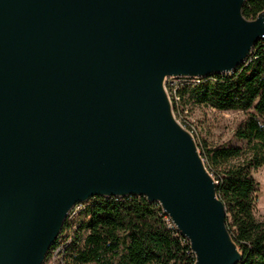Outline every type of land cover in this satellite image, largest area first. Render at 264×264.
<instances>
[{"label": "water", "instance_id": "95a60500", "mask_svg": "<svg viewBox=\"0 0 264 264\" xmlns=\"http://www.w3.org/2000/svg\"><path fill=\"white\" fill-rule=\"evenodd\" d=\"M250 0H0V264H42L68 214L145 198L194 264H239L170 79L232 73L264 40Z\"/></svg>", "mask_w": 264, "mask_h": 264}, {"label": "trees", "instance_id": "16d2710c", "mask_svg": "<svg viewBox=\"0 0 264 264\" xmlns=\"http://www.w3.org/2000/svg\"><path fill=\"white\" fill-rule=\"evenodd\" d=\"M261 11L264 0H250L242 15L255 19ZM166 89L173 111L196 106L245 114L233 135L244 146L197 147L217 182L228 231L243 255L239 264H264V221L253 215L252 176L264 165V40L234 72L174 86L167 83ZM167 221L161 208L145 198L91 199L79 211L76 229L62 239L65 264H194L188 242ZM68 226L65 223L63 230Z\"/></svg>", "mask_w": 264, "mask_h": 264}, {"label": "rangeland", "instance_id": "374dc122", "mask_svg": "<svg viewBox=\"0 0 264 264\" xmlns=\"http://www.w3.org/2000/svg\"><path fill=\"white\" fill-rule=\"evenodd\" d=\"M168 83L171 86L177 85V79H170ZM170 96V95H169ZM177 121L188 128L193 135L195 142L200 147L218 146V145H234L238 147L244 146L242 142H237L233 135L244 119L243 112H221L204 107H178L174 111ZM201 152V148L199 153ZM207 166V162L203 160ZM256 187L253 193V215L257 221H264V165L252 171Z\"/></svg>", "mask_w": 264, "mask_h": 264}, {"label": "built area", "instance_id": "2783aa9c", "mask_svg": "<svg viewBox=\"0 0 264 264\" xmlns=\"http://www.w3.org/2000/svg\"><path fill=\"white\" fill-rule=\"evenodd\" d=\"M177 80L179 82H186L187 81V80H180V79H177ZM174 100L177 101V98H175ZM83 204L84 203L76 205L74 207V209L68 214V217H67L66 222H65V223L69 224L67 231H66V229L65 230L62 229L60 236L58 237L56 242L52 245V247L48 250L46 257H45L42 264H65V260H64L65 257L64 256H65V252H66V242L64 243L62 241V239H63L64 235H66V232H68V230L76 229V226L74 225V221H75L79 211L81 209H83ZM167 226L174 228L172 222L169 219L167 221Z\"/></svg>", "mask_w": 264, "mask_h": 264}]
</instances>
